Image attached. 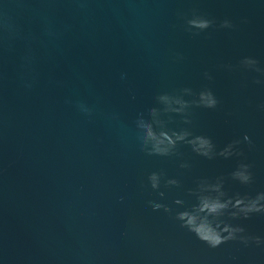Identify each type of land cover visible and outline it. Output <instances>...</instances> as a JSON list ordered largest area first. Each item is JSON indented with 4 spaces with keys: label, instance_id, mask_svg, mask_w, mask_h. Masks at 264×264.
Returning <instances> with one entry per match:
<instances>
[{
    "label": "water",
    "instance_id": "95a60500",
    "mask_svg": "<svg viewBox=\"0 0 264 264\" xmlns=\"http://www.w3.org/2000/svg\"><path fill=\"white\" fill-rule=\"evenodd\" d=\"M258 194L264 0H0V264H264Z\"/></svg>",
    "mask_w": 264,
    "mask_h": 264
},
{
    "label": "clouds",
    "instance_id": "9594fccd",
    "mask_svg": "<svg viewBox=\"0 0 264 264\" xmlns=\"http://www.w3.org/2000/svg\"><path fill=\"white\" fill-rule=\"evenodd\" d=\"M190 25L192 27L198 28V29H207L211 26L212 21L203 19V18H196L191 21H189ZM225 27L230 26L228 22H225ZM243 65L248 68H254L256 71H260L259 68H256L258 61L252 58H246L244 61H242ZM259 82V81H257ZM207 95L211 97V103L204 104L205 107L208 108H215L218 104L217 99L213 95L211 91H207L201 94V99ZM161 101L169 102L168 96H161L159 98ZM155 114V111H153V115ZM147 125H152L149 122L143 123V128ZM245 140H248L250 142V138L248 136L244 137ZM210 140V139H209ZM211 141V140H210ZM240 143L239 141H235L234 144H230L226 149H224L220 155H223L225 157H229L233 155L232 148L235 144ZM242 154V153H241ZM250 165L247 164H241L239 170L233 173V177L237 180H239L243 184H248L252 181V175L249 171ZM157 174H152L150 176V181L153 189L159 188V182L157 181ZM170 183H175V181H170ZM161 196L164 195V193H160ZM261 201H264V194H258L255 198L247 197V196H237L235 198L228 197L225 199V202L220 206L222 208V211L220 212L218 221L216 223V232L217 235L214 239L209 240L207 237L200 236L199 233H196L197 236L203 240L204 242L208 243L211 247H217L221 245L222 243H225L229 240L237 239L238 233H243L245 229L240 226H233L231 224H227L224 222V220L221 219L226 213L231 215L233 218H239L241 215L244 219L250 218V216L254 213H264V204H261ZM153 207L155 209H159L164 207V205L161 204H154ZM170 211V209H166ZM178 219L184 220L185 219V213L182 212L178 215ZM186 226V225H185ZM193 231L192 229H190ZM223 233H227L228 235H223ZM245 242H247L250 239H255L257 243L260 242L259 237H241Z\"/></svg>",
    "mask_w": 264,
    "mask_h": 264
}]
</instances>
